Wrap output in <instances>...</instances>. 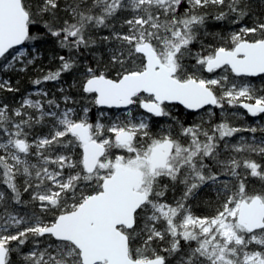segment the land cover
<instances>
[{"label":"snow or ice","instance_id":"snow-or-ice-1","mask_svg":"<svg viewBox=\"0 0 264 264\" xmlns=\"http://www.w3.org/2000/svg\"><path fill=\"white\" fill-rule=\"evenodd\" d=\"M49 41L0 101V264H264V125L230 111L264 115V0H0V72Z\"/></svg>","mask_w":264,"mask_h":264},{"label":"trees","instance_id":"trees-1","mask_svg":"<svg viewBox=\"0 0 264 264\" xmlns=\"http://www.w3.org/2000/svg\"><path fill=\"white\" fill-rule=\"evenodd\" d=\"M247 22V21H246ZM219 31V27L215 29ZM33 31H37V29H33ZM40 31H43L40 29ZM35 47L39 50V59L36 61V63L33 66H29L26 72H18V71H9V72H0L1 75H3L4 78L9 79L13 85V87L19 88V92L17 93H10V92H5V91H0V101H3L5 103H8L10 106L15 107L17 106L22 98L32 89L35 88L30 81L32 79H35L39 77L41 73V69L44 71H47L49 69H55L58 64L56 61L52 59L54 55H66V51L62 49H57L55 47L54 42H38L35 43ZM86 59L89 62L92 61L91 56H87ZM78 71H82V69H79L77 71H74L72 73H66L62 76V79L60 83L61 85L72 95H75V89L69 88V85H71L74 82V79L78 75ZM42 87L46 90L49 91L50 95L52 93H55V95L58 97L60 93L56 92V85L55 82H45ZM216 111L217 116L214 118L216 121L219 120L220 117V111L218 109H214ZM230 111H239L242 113L240 118L234 119L233 123L236 126H247V125H252L253 120L255 118H259V120L263 121L264 120V115L260 117H250L245 114V111L243 109L237 108V109H230ZM37 132H44L46 131V128H41L40 126H37L36 129ZM240 135H252L250 133L244 132V133H239ZM259 137V133L256 134ZM258 185V181L253 180L252 181V186ZM2 187V186H0ZM214 194L204 190L200 193L199 200L193 201L194 208L193 211L198 214V215H204L208 214L204 204L201 201H206L208 199L213 198ZM27 198V197H25ZM13 260L15 261L16 258L15 256L13 257Z\"/></svg>","mask_w":264,"mask_h":264},{"label":"rangeland","instance_id":"rangeland-1","mask_svg":"<svg viewBox=\"0 0 264 264\" xmlns=\"http://www.w3.org/2000/svg\"><path fill=\"white\" fill-rule=\"evenodd\" d=\"M0 78L6 79V78L3 77V75H1V73H0ZM61 84H62V83H60V82H59V83H56V82H55V85H56L55 88L57 89V88L61 87V86H62ZM33 90H34V89H32L31 91H29L28 93L32 92ZM28 93H27V94H28ZM27 94H26V95H27ZM236 112H237V111H236ZM238 113L240 114V117H241L242 113L239 112V111H238ZM252 125H253V126L264 125V120L261 121V120H259V118H255V119L253 120V124H252ZM46 131H47V129H46ZM240 136H244V137H246V138H250V137H251V135L247 136V135H240V134H237V136H236L235 139L238 140ZM233 142H235V140H233ZM15 258H16V257H15Z\"/></svg>","mask_w":264,"mask_h":264},{"label":"water","instance_id":"water-1","mask_svg":"<svg viewBox=\"0 0 264 264\" xmlns=\"http://www.w3.org/2000/svg\"><path fill=\"white\" fill-rule=\"evenodd\" d=\"M244 110V109H243ZM245 111V110H244Z\"/></svg>","mask_w":264,"mask_h":264}]
</instances>
